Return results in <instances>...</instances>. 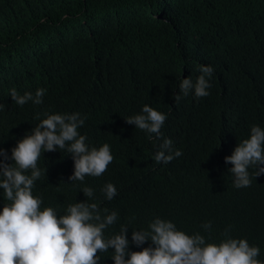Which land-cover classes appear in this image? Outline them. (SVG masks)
<instances>
[{"label": "trees", "instance_id": "1", "mask_svg": "<svg viewBox=\"0 0 264 264\" xmlns=\"http://www.w3.org/2000/svg\"><path fill=\"white\" fill-rule=\"evenodd\" d=\"M202 65L214 69L210 94L184 96L181 81L195 84ZM13 88L21 96L46 89L43 103L19 106ZM0 104V148L9 156L46 113H79L89 148L110 146L107 171L83 182L69 180L66 148L42 152L33 189L41 209L63 215L87 202L115 211L105 238L124 225L129 248H138L133 230H149L156 218L217 244L227 230L259 247L264 261V174L249 168L251 186L236 188L224 160L253 125L264 129V0H0ZM144 105L166 114L159 138L126 122ZM165 138L182 155L156 163ZM107 183L112 200L101 191ZM8 203L0 189V211Z\"/></svg>", "mask_w": 264, "mask_h": 264}, {"label": "clouds", "instance_id": "2", "mask_svg": "<svg viewBox=\"0 0 264 264\" xmlns=\"http://www.w3.org/2000/svg\"><path fill=\"white\" fill-rule=\"evenodd\" d=\"M212 66H201V75L193 84L190 77L184 78L180 92L187 96L194 90L196 98L208 96L211 87L206 77H211ZM46 89H37L35 96L30 92L19 95L10 90V97L19 106L31 101L43 103ZM180 95L174 100L178 103ZM4 105L0 104V110ZM31 134L20 139L11 149V156L0 148V189L10 203L0 211V264H98L100 257L112 255L114 264H264L258 259L260 249L250 246L246 239H235L223 233L217 244L209 242L199 233L186 234L177 230L171 221L156 218L149 224V230H133L131 243L138 248H129L128 228L121 225L118 234L105 238V230L118 219L115 211L102 214L96 203L77 202L70 204L66 214L58 215L50 206L41 209L42 197L34 196L35 182L41 178L38 161L42 152L65 149L74 161V172L70 181L83 182L86 176L99 177L107 171L113 161L110 146L104 143L98 149L89 148L86 136L78 128L84 124L79 113L45 114ZM166 114L144 105L141 113L128 117L126 122L157 138L166 120ZM39 119V114L37 115ZM172 140L165 138L161 150L155 154L156 163L167 164L182 155L180 150L172 151ZM168 152L166 155L165 152ZM11 160L12 163L6 161ZM232 167L234 187L251 186L249 168L256 169L255 176L264 174V129L253 125L249 138L244 139L224 158ZM101 191L107 200L117 195L115 186L107 183ZM88 198L93 196L90 187L82 189ZM103 213H108L107 209ZM205 229L211 223L203 225ZM148 247L139 249L147 242ZM154 245V247H153ZM127 257V258H126Z\"/></svg>", "mask_w": 264, "mask_h": 264}]
</instances>
